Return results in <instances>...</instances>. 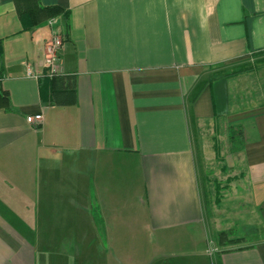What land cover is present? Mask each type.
<instances>
[{
  "label": "crops",
  "instance_id": "1",
  "mask_svg": "<svg viewBox=\"0 0 264 264\" xmlns=\"http://www.w3.org/2000/svg\"><path fill=\"white\" fill-rule=\"evenodd\" d=\"M36 1L67 13L54 80L49 19L0 0V264H264V234L214 241L199 164L241 129L233 184L264 226V69L213 77L264 53V0Z\"/></svg>",
  "mask_w": 264,
  "mask_h": 264
},
{
  "label": "rangeland",
  "instance_id": "2",
  "mask_svg": "<svg viewBox=\"0 0 264 264\" xmlns=\"http://www.w3.org/2000/svg\"><path fill=\"white\" fill-rule=\"evenodd\" d=\"M254 58L252 62L244 63L254 67V70L247 73L264 69V53L256 55ZM241 65L231 67L226 71L234 70ZM229 127L217 123L214 134L211 135L209 141H203V150L199 153L206 227L213 231L216 243L217 235L222 232L227 237L240 233L249 235L253 230L258 235L264 234V226L261 225L260 216L251 204L249 192L240 188L238 183L233 184L239 179V174L231 167V157L234 151H232L229 142ZM233 143L236 144V141ZM224 228L226 230L219 231ZM136 245L139 248L141 243H136ZM169 248L173 249L174 247Z\"/></svg>",
  "mask_w": 264,
  "mask_h": 264
},
{
  "label": "trees",
  "instance_id": "3",
  "mask_svg": "<svg viewBox=\"0 0 264 264\" xmlns=\"http://www.w3.org/2000/svg\"><path fill=\"white\" fill-rule=\"evenodd\" d=\"M16 12L19 16V19L22 23L23 30H29L31 28H34L35 26L39 25L43 21L59 17L61 15L63 20L67 19V13L63 11V9L53 6V7H41L36 0H14ZM262 54V53H260ZM259 55V54H257ZM254 70V67L249 66L248 64H243L240 67L231 70V71H219L213 75V77L216 76H223L225 78L234 77L242 73H247ZM58 76V75H57ZM57 76H53L51 78H48L45 76V78H48L50 80H54ZM206 82V81H205ZM201 85L196 89V91L192 95V99L196 97L197 92H199ZM0 107L1 108H8L9 107V100L8 95L5 91H3L0 87ZM231 127L228 128V131H230ZM235 138V139H234ZM236 141V144L233 142ZM229 142L232 147V151L236 152L239 150L242 145L244 144L243 141V134L241 129H237L235 136H230ZM227 236L224 232L219 233L217 235V245L223 246L225 244L229 245L232 244L233 241H227ZM226 241V243H224Z\"/></svg>",
  "mask_w": 264,
  "mask_h": 264
},
{
  "label": "built area",
  "instance_id": "4",
  "mask_svg": "<svg viewBox=\"0 0 264 264\" xmlns=\"http://www.w3.org/2000/svg\"><path fill=\"white\" fill-rule=\"evenodd\" d=\"M57 17L50 18L47 24L52 28L51 38L44 44L43 47V63L45 69V76L51 78L59 75L61 72L60 52L63 46V37L56 25ZM28 75H31L28 70ZM42 121V114H36L26 117V122L29 124H40Z\"/></svg>",
  "mask_w": 264,
  "mask_h": 264
}]
</instances>
